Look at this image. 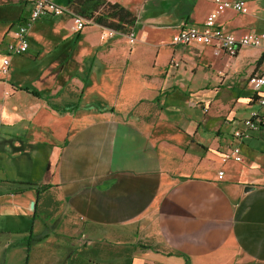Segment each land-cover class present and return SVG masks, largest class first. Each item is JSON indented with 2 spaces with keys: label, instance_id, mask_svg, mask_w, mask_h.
I'll return each mask as SVG.
<instances>
[{
  "label": "crops",
  "instance_id": "0c3cea01",
  "mask_svg": "<svg viewBox=\"0 0 264 264\" xmlns=\"http://www.w3.org/2000/svg\"><path fill=\"white\" fill-rule=\"evenodd\" d=\"M111 1L136 18L133 43L48 16L0 73V264H67L79 237L124 228L141 242L128 264H264V110L248 85L262 48L173 44L214 0ZM242 1L246 13L227 9L216 26L264 31V0ZM30 8L0 0V66ZM253 113L259 130L235 139ZM233 146L242 161L221 162Z\"/></svg>",
  "mask_w": 264,
  "mask_h": 264
},
{
  "label": "built area",
  "instance_id": "2783aa9c",
  "mask_svg": "<svg viewBox=\"0 0 264 264\" xmlns=\"http://www.w3.org/2000/svg\"><path fill=\"white\" fill-rule=\"evenodd\" d=\"M214 3L215 8L207 15L201 30L194 27L185 30L182 29L173 37L172 43L187 46L193 42H199L202 45L211 46L215 56L225 53L231 57L235 56L241 47L262 48L264 57V31L258 33L245 32L239 36H235L216 26L218 17L227 9H232V11L238 13H246L248 11L246 3L242 0H214ZM63 15L71 16L72 32L74 34L80 33L86 26L91 25L90 21H87L86 18L80 15L73 14L68 7L56 5L51 0H31L29 17L24 22L18 24L11 34L12 41L7 45L6 55L1 62L0 73L5 76L8 74L10 56L23 55L28 51L29 30L36 20L48 16L57 18ZM118 33L117 31L102 27L100 39H111ZM127 37L128 42L133 43L135 38L134 32L129 31ZM248 85L255 92L256 102L259 107L264 108V70L250 76ZM242 123L244 128L234 132V138L237 140L250 138L252 132L259 130L261 119L257 113H253ZM227 161H242L239 146H233L221 156V162L225 163ZM217 174L218 178H222L224 172L220 170Z\"/></svg>",
  "mask_w": 264,
  "mask_h": 264
},
{
  "label": "rangeland",
  "instance_id": "374dc122",
  "mask_svg": "<svg viewBox=\"0 0 264 264\" xmlns=\"http://www.w3.org/2000/svg\"><path fill=\"white\" fill-rule=\"evenodd\" d=\"M6 9L7 10L2 12L7 15V17L15 16L21 10L17 5L10 8L6 7ZM0 16L2 15L0 14ZM69 28L72 32L71 21ZM126 33L127 32H121L122 35ZM52 35H54V33L53 31H51V29H49L46 37L48 39H51V37H53ZM23 57L24 55L22 54L12 56L11 66H9L8 70L18 65L20 63V58L22 59ZM172 65L173 67L179 66L175 61ZM129 91L136 92V89H131ZM126 93L128 94V92ZM126 97L128 96H124L123 98ZM128 101L131 102V99ZM262 110H264V108H262ZM79 238V245L72 251L67 264H128L130 263L135 252L138 250V247H140L141 245V242L136 240V235L132 234L125 228L124 230H117L116 232H112L107 236H101L99 238L96 237L89 241L81 237Z\"/></svg>",
  "mask_w": 264,
  "mask_h": 264
},
{
  "label": "trees",
  "instance_id": "16d2710c",
  "mask_svg": "<svg viewBox=\"0 0 264 264\" xmlns=\"http://www.w3.org/2000/svg\"><path fill=\"white\" fill-rule=\"evenodd\" d=\"M86 5H91V8L85 9ZM68 8L93 25L119 33L128 32L136 19L132 13L111 0H75Z\"/></svg>",
  "mask_w": 264,
  "mask_h": 264
}]
</instances>
